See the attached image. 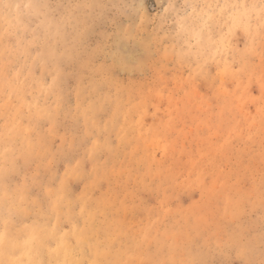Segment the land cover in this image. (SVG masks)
Segmentation results:
<instances>
[{
	"label": "rangeland",
	"instance_id": "374dc122",
	"mask_svg": "<svg viewBox=\"0 0 264 264\" xmlns=\"http://www.w3.org/2000/svg\"><path fill=\"white\" fill-rule=\"evenodd\" d=\"M0 264H264V0H0Z\"/></svg>",
	"mask_w": 264,
	"mask_h": 264
}]
</instances>
